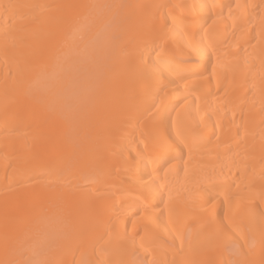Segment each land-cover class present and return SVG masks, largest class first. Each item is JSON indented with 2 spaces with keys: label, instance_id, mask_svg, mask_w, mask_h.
<instances>
[{
  "label": "bare ground",
  "instance_id": "bare-ground-1",
  "mask_svg": "<svg viewBox=\"0 0 264 264\" xmlns=\"http://www.w3.org/2000/svg\"><path fill=\"white\" fill-rule=\"evenodd\" d=\"M260 247L264 0H0V264Z\"/></svg>",
  "mask_w": 264,
  "mask_h": 264
},
{
  "label": "rangeland",
  "instance_id": "rangeland-1",
  "mask_svg": "<svg viewBox=\"0 0 264 264\" xmlns=\"http://www.w3.org/2000/svg\"><path fill=\"white\" fill-rule=\"evenodd\" d=\"M261 246V245H260ZM259 252H258V255H257V253H256V255L258 256V258H259V256H260V258H262V255H264V248L263 247H260V249L258 250ZM264 257V256H263ZM233 261H231V263H232ZM232 264H235L234 262L232 263ZM246 264V263H245ZM249 264V263H248Z\"/></svg>",
  "mask_w": 264,
  "mask_h": 264
}]
</instances>
